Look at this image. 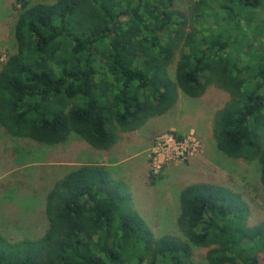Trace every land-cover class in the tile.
<instances>
[{
    "label": "trees",
    "instance_id": "obj_1",
    "mask_svg": "<svg viewBox=\"0 0 264 264\" xmlns=\"http://www.w3.org/2000/svg\"><path fill=\"white\" fill-rule=\"evenodd\" d=\"M18 1L15 50L0 69L8 135L57 145L74 133L108 150L115 127L133 131L180 92L217 86L231 96L214 120L217 148L258 160L264 187V17L249 28L264 0H218L224 13L200 0L194 20L208 26L186 35L175 0ZM179 199L182 236L157 237L107 166L72 165L48 192L41 236L0 233V264H193L194 246L207 250L206 264L262 263L264 220L248 223L239 194L199 182Z\"/></svg>",
    "mask_w": 264,
    "mask_h": 264
},
{
    "label": "rangeland",
    "instance_id": "obj_2",
    "mask_svg": "<svg viewBox=\"0 0 264 264\" xmlns=\"http://www.w3.org/2000/svg\"><path fill=\"white\" fill-rule=\"evenodd\" d=\"M198 1L175 0L176 11L183 13L184 35L208 26L194 20ZM219 1L212 0L211 6L202 9L220 10ZM20 8L18 0H0V69L15 50L13 33ZM263 17L264 7L258 9L249 28L254 29ZM170 71L174 76L175 65ZM230 100V94L217 86H209L200 97L180 92L173 107L147 118L137 129L115 127L118 140L108 150L95 149L74 133L65 143L46 145L13 138L0 126V233L12 239L43 234L48 227V192L72 168L69 163L107 166L126 202L142 214L157 237L182 236L178 228L180 192L199 182L224 185L239 194L250 206V225L264 220L258 160L229 157L217 148L214 138L216 114ZM193 251V264L207 263L205 248L194 246ZM259 253L264 257L263 249Z\"/></svg>",
    "mask_w": 264,
    "mask_h": 264
},
{
    "label": "crops",
    "instance_id": "obj_3",
    "mask_svg": "<svg viewBox=\"0 0 264 264\" xmlns=\"http://www.w3.org/2000/svg\"><path fill=\"white\" fill-rule=\"evenodd\" d=\"M76 164L82 165V164H88V163H74V164L73 163H69L68 166H72V165H76ZM93 164H98V163H93Z\"/></svg>",
    "mask_w": 264,
    "mask_h": 264
}]
</instances>
